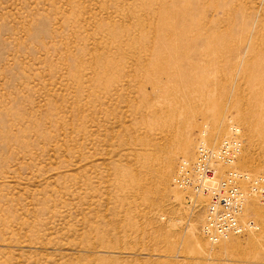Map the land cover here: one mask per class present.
Listing matches in <instances>:
<instances>
[{
    "label": "rangeland",
    "instance_id": "obj_1",
    "mask_svg": "<svg viewBox=\"0 0 264 264\" xmlns=\"http://www.w3.org/2000/svg\"><path fill=\"white\" fill-rule=\"evenodd\" d=\"M160 3L0 0V264H94L86 245L112 249L98 252L105 264H264V201L248 197L240 215L257 230L212 243L201 228L207 197L172 185L180 159L194 161L201 131L216 146L229 120L244 141L234 168L264 176L255 166L264 161V143L256 136L248 146L235 108L239 99L244 107L256 100L264 117V97L250 92L264 80V52L242 49L254 59L238 61L231 48L248 31L237 28L232 38L219 32L233 6L238 24L263 17L264 0H176L177 10L205 6L213 26L208 37L176 50L161 36L185 23L160 24ZM162 52L160 70L137 72L134 57ZM107 61L123 64L117 76L132 75L119 97L102 87ZM147 82L150 99L141 87ZM149 100L165 110L159 115L169 126L146 128ZM193 121L194 149L176 154L158 185L142 157L156 151L166 162ZM215 122L221 133L213 138ZM125 171L139 174L144 189L131 181L122 187Z\"/></svg>",
    "mask_w": 264,
    "mask_h": 264
},
{
    "label": "bare ground",
    "instance_id": "obj_2",
    "mask_svg": "<svg viewBox=\"0 0 264 264\" xmlns=\"http://www.w3.org/2000/svg\"><path fill=\"white\" fill-rule=\"evenodd\" d=\"M170 1L171 2L161 0V3L159 4V7H158V9L160 11L159 12V15H160L159 23L162 25L172 23V22L177 23L178 21H184V23H185V24H183V27L181 28L180 31H178V29H175L172 32H167V34L166 33L162 34L163 37L161 36V38H163V39H165V41L169 42V45H170L169 49L170 50L173 48L175 50L179 49L181 47L184 48L186 45H190L191 43L194 44V42L203 40L204 36H206L207 34L212 32L211 27H213V26H210L211 20L208 19L209 17L207 18L206 15L204 14V12L207 10V8L205 6H202L201 4L197 5L196 7L194 6L193 11H191V7H189L188 9H186V7H184L181 10H177L175 8L176 0H170ZM241 2L242 1H240V5H241ZM237 4H239V3H237ZM234 8H235V6H233L231 8V11L229 12L228 17L222 18V20H221L222 27L219 30V32H221V34H226L232 38L233 34H234V30L237 28H241V30H243V31H248L247 35L242 34L239 37H237L236 42L233 43V47L231 48L232 52H234L236 59L238 61L244 60L245 62H248V61L253 60L254 58H252L251 56L250 57L244 56V55L241 56L242 54L240 52L242 49H246V50H247V48L252 49L251 53L252 52L254 53L255 51H259L261 53L264 52V14H263V17H260L261 15H258L257 19H254V23H252L250 26L248 24H245V23L242 24L243 22L238 24L237 23L238 16H236V14H238V13L234 12V10H236ZM194 11L197 14L201 13V14L205 15L204 19L203 20H201V19L196 20L195 18H193L192 13ZM260 11H262V13H264V7ZM251 12H253L254 14L258 13L257 11H255V8H252ZM251 12H250V14H251ZM255 17H256V15H255ZM187 21L189 23H187ZM198 30L203 31V32L197 33ZM207 37H208V35H207ZM162 55H163V52L158 53L155 56H154V53H152L151 57H149V54H148L147 58H136V57H134V59H135L134 62L136 64L135 69H137L138 73L144 72L145 74H149L148 73L149 71L151 72V71L160 70L161 66L158 63V60L161 59ZM263 63H264V57H263ZM108 64H109V61H107L106 65H103L104 66L103 68L108 69V70H106V72H111V73H109V77L104 82V85L102 87H104L103 89H104L107 97H111V96L119 97L121 95V92L125 89L124 86H128V80H125V76H131L132 77V75L131 74L130 75L120 74V76H117V73L120 71L123 64L122 63H120L118 65H108ZM188 65H189V63H188ZM135 77H136V75L133 76V82L137 81L136 79H138V76H137V78H135ZM255 84L256 85L258 84L259 88L255 89V87H256ZM149 85L152 86V84L151 83L149 84L148 82L143 83L141 85L142 92L145 96L148 97V99H150V92H149L150 90L147 91V88L149 87ZM250 92L254 94L253 96H255V97H253V98H256V99L263 98L264 97V80H263V82H261L260 80H257L256 82H254V85L250 86ZM237 94L239 95L240 93L238 92ZM255 102H256V100L250 101L249 103H247V105L245 107H244V101H242L240 99L235 103V108H236L237 113L239 115L241 127H243L245 137L248 141V146H250V147H251V145H253V143H254L253 140L256 136L258 137L259 140H261L262 143H264V117H262L258 112L255 111V109H256ZM146 109L148 111L147 113H148L149 117H146L147 119L145 118L144 125L146 126L147 129L156 128L159 126L164 127L165 125L169 126V124H167V123L165 124V120L164 121L161 120L163 115H161V118L159 115L160 113L163 114L165 112L164 109H163L164 111L160 110V112H158L156 107H154L152 105L151 101L147 102ZM174 111H175V109H174ZM138 121H139V119H138ZM139 123H140V121H139ZM194 124H195L194 121L189 122L187 126L185 124V126H186L185 128H187V129H185V131L183 133L181 132L182 133L181 137H179V138L176 137V140H178L177 141L178 144H177L176 148L167 152L166 162H162V163L158 162V160H159L158 156L159 155L156 154V151L151 152L152 150H155L154 144L153 145L151 144L152 145L151 148L154 147V149H152L150 151L151 153H146L142 157L144 160H143L142 164L140 162V164H141L140 166L145 168L146 170H149L150 173H152V172L155 173V175L157 177L156 180H158V185L161 186V185H164L166 183L168 176L170 174L169 170L171 169L173 162H174L173 161V159L175 158L174 156L176 154H180V153L188 154L194 149V142L192 140L191 132H190L193 129L192 127ZM160 127H159V129H160ZM214 128L215 129L212 133L213 138L217 137L221 133V127H220V124L218 122H215ZM130 130H131V128H130ZM131 133H133V132H131ZM213 138H211V139H213ZM149 141H151V140H149ZM149 141L139 140V143H141L143 146L146 147V146H148ZM207 144H209V143L207 142ZM148 147H150V146H148ZM241 152H240V154H241ZM240 154H239V156H240ZM261 159L257 163H255V166L259 167V168H264V161H261ZM244 163L249 169H251L253 167L252 166L253 162L250 161L248 157H245ZM143 168H141V169L143 170ZM133 172L134 171H131V173H130V171L129 172L125 171L124 172L125 176L123 175L124 178L121 179L119 182L120 185L122 186L124 184V182H126V184H127V182L131 181V182L135 183L139 189H144V187H142V183L140 182L142 180L140 175L133 173ZM146 173H148V172H146ZM129 184H130V182H129ZM144 186H146V185H144ZM246 204H247V202L244 204V207ZM244 207H243V209H244ZM228 237L229 236L225 237V239ZM225 239L219 240V242L223 241ZM212 243H218V242H212ZM98 247L99 246L96 247L93 245H86L85 248L87 251H90V253H92L93 256H91L89 259L94 264H105L104 256H102L99 253L100 252H111L112 249H106L107 247L106 246L104 247V245L100 246L102 249H99Z\"/></svg>",
    "mask_w": 264,
    "mask_h": 264
},
{
    "label": "built area",
    "instance_id": "obj_3",
    "mask_svg": "<svg viewBox=\"0 0 264 264\" xmlns=\"http://www.w3.org/2000/svg\"><path fill=\"white\" fill-rule=\"evenodd\" d=\"M227 127L228 133L216 146L207 144V130L203 129L197 141L194 161L181 158L172 178L173 186L191 189L207 197L201 228L209 242L257 230L259 226L254 219L242 221L240 215L248 197L253 195L264 201V176L250 175L234 168L244 141L237 123L229 120Z\"/></svg>",
    "mask_w": 264,
    "mask_h": 264
}]
</instances>
